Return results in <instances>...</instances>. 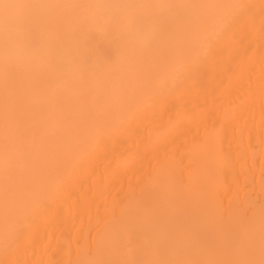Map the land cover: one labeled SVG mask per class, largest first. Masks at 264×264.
I'll use <instances>...</instances> for the list:
<instances>
[{"label":"bare ground","instance_id":"obj_1","mask_svg":"<svg viewBox=\"0 0 264 264\" xmlns=\"http://www.w3.org/2000/svg\"><path fill=\"white\" fill-rule=\"evenodd\" d=\"M0 264H264V0H0Z\"/></svg>","mask_w":264,"mask_h":264}]
</instances>
